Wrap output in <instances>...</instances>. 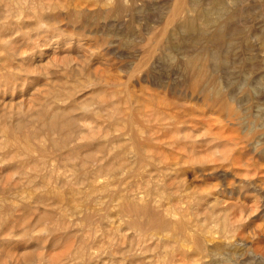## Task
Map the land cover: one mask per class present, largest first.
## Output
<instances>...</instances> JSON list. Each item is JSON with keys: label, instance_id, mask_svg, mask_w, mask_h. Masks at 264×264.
<instances>
[{"label": "rangeland", "instance_id": "obj_1", "mask_svg": "<svg viewBox=\"0 0 264 264\" xmlns=\"http://www.w3.org/2000/svg\"><path fill=\"white\" fill-rule=\"evenodd\" d=\"M40 1L44 2L46 0ZM40 1L35 0V2ZM49 1L54 7L50 9L54 12L51 11V13L49 10L48 15L51 20L47 23L52 26L49 29L50 31L47 30L50 25L46 23L37 24L34 16L25 14L27 17H23L26 20L22 18L16 24L19 28L13 26L2 29V32H0L2 40L5 38L4 41H7V37L13 39L11 41V54L6 49L1 48L0 44V57L10 54L9 58H12L11 62H8L9 67L0 71V138L3 135L2 133H4L2 131L10 123L11 125L21 124L25 127V132H29L33 127L38 129L40 115L46 112L50 108L49 106L52 109L58 106L70 107L69 111L71 114L74 116L79 115L77 118L80 121H84H82V125H91L89 127H95L96 124L101 122L103 125L100 124V127L104 128L103 126L106 127L108 124L109 128L110 123L107 120L108 123L105 124L107 122L104 117L106 114H103V112L107 111L108 114L111 109V112L115 113L116 122L124 123L121 120L133 116L130 118L140 120L138 122L143 126L137 123L141 131L135 140L128 130H118L120 132L112 130L113 132L109 133L111 140L108 138V141H110L109 145L107 144L109 147L107 151H96L97 145L104 144L103 142L106 139L100 138L99 141L91 144L85 137L83 139L80 138L81 140L72 141L66 149L60 151L50 150L45 154H40V150H37L35 155H42L39 158H43V162H48L50 166L48 170H54V174L56 173L55 177L52 176V179L47 178L46 182L49 183L47 188L30 187L33 179L30 178L32 175L31 170H33V165L30 164L32 161L23 158L24 162L21 159L22 157L19 159L18 157L15 158V156L11 155L15 150L12 151L7 148L8 150L5 149L4 151L3 148L2 150L0 149V199H5L4 201L7 203H4L9 204L7 206L11 207V210H9L10 208H6V205L0 202V216L2 217H0V264H43L41 262H44V260L47 262V259H55L54 262L51 260L52 262L49 261V263L56 264L59 259L63 260L66 256H74L73 253L76 251L74 248L80 247V243L83 242L89 244L88 249L92 253L94 252L93 249L96 250L97 248H94L95 246L90 247L94 242L95 234L98 233V236H96L98 238L96 239L99 240V238L101 239L105 236L104 234L112 231L110 229L112 227L108 224L109 221L115 219L116 221L114 222H117V224L120 222V219H118L120 218L119 205L123 198L131 199L137 197L136 200L138 202L136 203L139 205L145 204L144 199L145 201L149 199V202L156 206L163 196H166V199L164 198V201L160 204L162 205L161 210L165 211L169 207L172 209L174 205V210L179 208L178 211H185V216L189 220H187V224L190 226L184 230L185 233L192 230L190 229L191 225L193 227L202 223L207 225L204 229L209 232L203 231V234L207 237L205 238L206 242L209 240L208 244H206L207 247L210 246V250L209 248L207 249L209 250L207 254L210 255L206 254L207 257L204 256L201 258L202 261L201 259L198 261V257L194 258L196 255L192 254L193 252L189 253L191 252L190 249L188 250L189 252L184 251V253H178L180 250H177L174 254L175 256L181 255V260H179L180 256H177L179 258H176L178 259L176 264L179 261L181 264H186L185 261H187V264H194L193 260L195 259H197V262H201L200 264H225V262H227L226 264H264V90L261 89L264 88V0H238V2L235 0H56L59 2L60 7L62 6V9L55 5L58 4L56 1L48 0L46 3H49ZM57 7L61 11L57 10ZM237 9L243 12L234 25L238 33L233 39L229 40L230 43H222V46L217 43L211 45V36L216 30L218 22L221 19L224 20L229 11ZM224 15L226 16L224 17ZM175 30L176 32H174ZM201 31L204 33L202 32L203 34L200 35ZM224 31L223 29L222 32ZM212 51H215L216 54L218 53L217 55L221 59L230 61V67L221 70L212 68L210 70L211 62L208 56ZM199 56L202 62L196 66L194 71V68L188 67L187 63L191 59H196L194 57L201 60ZM201 65L207 70L201 68ZM197 67L201 68L200 71L197 70L199 69ZM202 69L206 73H203ZM197 74L199 76L196 79ZM247 74L248 77L246 78ZM193 79L199 80L207 87L218 86L219 89L217 91L221 94L218 98L221 97L223 104L220 103L221 100L214 99L210 93L203 92L199 87L197 89L192 87L191 82L194 81ZM213 79H216L215 82ZM240 82H245V85ZM234 83L240 86V89L237 88L238 86L235 87ZM230 84L233 85L229 86ZM246 89L250 90L252 94ZM243 95L244 97L247 96L248 99L244 98ZM222 96L226 99L224 98L223 100ZM228 96L231 97V101H229L230 98ZM236 99H238V103L234 101ZM244 99L247 100L245 101ZM227 101L231 102V106L234 103L236 108L234 107L233 109L239 111L236 113L238 117L232 115L230 117L229 110L225 108V102ZM239 106L241 107L240 110ZM93 112L101 114L97 117L93 115ZM131 112L133 115H131ZM242 112H244V115ZM126 113L129 114L127 115ZM101 115L103 116L101 117ZM103 117L105 118L104 120ZM118 117H121V119ZM236 118L241 120L239 121ZM131 119L128 122H137L136 120L131 121ZM230 119H236V122ZM85 122L87 123L84 124ZM250 128H252L251 131ZM141 134L143 137L145 134L150 137L147 136L146 139H141ZM24 136V134L19 133V141H22ZM54 136L57 137V135ZM42 137L44 138L45 136L41 135L40 139ZM114 137H119V140L120 138L123 140L119 142ZM147 139L149 140L147 141ZM33 142L37 144L38 140ZM134 142H138L137 145ZM138 146L139 148H137ZM140 148L144 149L145 155L142 152L138 155L137 149L140 152ZM110 150L113 151L111 152ZM116 150L119 154L116 152V155H114L113 152ZM110 153L114 157L110 156ZM150 154L153 157L151 156L150 158ZM35 155L32 159L34 158V160L37 159L36 161L41 162ZM117 155H120L123 160L121 158L120 162L119 159L116 160ZM136 155L140 158L136 159ZM144 156L145 158H143ZM146 156L150 161L147 160ZM141 159L142 161L140 162L139 160ZM133 160L137 170L136 166L131 164ZM124 161L128 165L124 164L123 166ZM86 162V168L83 169L82 166ZM129 164L131 165L129 166ZM55 166L56 169H53ZM111 166L112 168H119L121 172L129 171L127 173L130 177L126 176L127 174L123 175L125 172L122 174L119 171L120 174L117 173V175L108 171L112 169L110 168ZM132 166H134V169L131 168ZM80 172L86 173L88 177L84 183L79 182V179H77L80 176H78ZM107 175L114 176L112 177L114 180L109 179L111 178L110 176L105 178L108 177ZM121 176L125 178H121ZM135 176L139 178H132ZM119 178L123 179V181H120ZM39 179L37 178L36 180ZM106 179H108V183L105 182ZM115 179L118 180L115 181ZM110 180L114 185L110 182L108 187ZM67 182L72 183L71 185L75 186L74 188L77 186L78 189L79 187L82 193L90 196L87 195L88 197L83 198L85 202L83 200L80 201H83V206L78 204L79 201L73 202L72 200L75 199L67 195L69 194L67 193L68 189H65L66 186L64 185L66 184H63ZM78 183L81 184L78 186ZM89 183L91 184L88 185ZM102 184L111 189L108 190L105 187L104 189ZM115 184H118L120 189L114 187L116 186ZM81 185H84V187H81ZM153 185L156 187H153ZM101 187L104 189L103 192L106 191V194L110 192L112 197L110 193L109 195L103 194ZM81 188L85 189V191ZM156 188L158 192L160 191V196L158 193L157 195L161 199L156 195ZM122 189L128 192L125 194ZM92 190L96 197L99 198L95 197L93 192H91ZM112 190L114 191L113 193ZM141 191L145 192V194L148 192V195L146 194L147 199L143 198L141 200L142 197H146V195L143 194V196L141 194ZM164 191L168 194L164 193L163 195ZM170 192L171 194H169ZM181 192H183L182 196L180 195ZM59 193H61L60 199L64 198L62 201L57 197L56 199L58 200L54 199L56 194ZM62 193H66L65 195L67 196L64 197ZM176 193L180 194L177 195ZM188 193L190 194L188 195ZM138 194L139 196H137ZM118 195L122 196L119 197ZM108 196L111 198H109L110 201L107 199ZM178 197L179 199L177 200L179 202L176 201ZM113 198L115 200L118 198L121 201L117 202L118 199L115 201ZM98 200H101L102 204L107 202L105 203L106 206L103 205L101 208L102 204ZM170 200L173 205L169 202ZM156 201H158L157 204ZM111 202L115 203L112 204ZM180 202L182 207H180ZM110 204L116 207L112 206L113 208L110 210ZM168 204L169 207L167 208L166 205L168 206ZM186 206L187 209H185ZM87 207L89 208L88 210ZM103 208H105V211H102ZM190 208L192 211H190ZM1 209L7 210V213L5 210L1 211ZM100 209L101 213L104 212L103 214L98 212ZM8 211H12L10 215ZM108 211L109 213H107ZM202 211L206 212L202 213ZM86 212L88 217L94 214V217H89L93 224L88 222L89 218H86ZM110 212H118V214L115 213L113 217V213L111 215ZM104 214L105 216H103ZM218 214H222L223 218ZM63 216H66L65 219L69 223L65 220L61 228L59 225L55 227L56 224L53 225V223L57 220L59 221ZM100 216H102L101 219ZM92 217L94 220L96 218L97 221L100 219L101 222L98 221L97 223ZM205 217L207 222L204 221ZM85 219H87L86 223ZM58 221L57 224H59ZM223 222L227 224L226 227L228 226L225 231L227 235L230 232L233 233V236L230 234L231 238L226 237L228 238L227 240H225L226 238L222 239L221 236L219 238L225 226ZM190 223L192 224L190 225ZM86 224L87 227L93 226L94 228H91L98 230V232H93L92 230V234L89 236ZM97 224L104 226H101L103 227L101 228ZM236 224L237 226L242 225L241 230L236 229ZM230 225L232 226L230 227ZM58 226L60 230H58ZM126 226L121 225L122 234L126 232L131 235L135 228ZM43 227L44 230L42 229ZM52 227L56 228V232H54L55 230L52 231ZM80 227L84 228V230ZM105 228L109 229L106 233L103 232ZM175 228H177V225L173 229L174 235H176L173 236V239L175 237L176 240H174L180 246L187 236L185 234V236L180 235L179 228L176 229L178 232ZM234 229L238 234H235ZM80 230L87 232V235L84 232L86 236L83 235L82 231L80 234ZM217 230L221 232L219 235L215 234L216 236H214V232ZM228 231L230 232L228 233ZM34 232L36 234H33ZM39 232L40 234H38ZM226 233L222 234V236H226ZM99 234L103 236H99ZM81 235L85 237L82 238ZM92 235L93 238L91 237ZM181 236L184 237L182 238L183 240H181ZM208 236L218 237L217 241L215 238L211 239ZM35 237L36 239L38 238V242L44 241V245L39 244ZM85 238H88L87 240L89 241L83 240ZM163 239L159 243L150 242L149 240V243L147 242L148 244L146 243L145 246H151L156 251L159 246V252H157L163 253L164 249L162 248L167 245L168 247L166 248L169 250L171 247L170 242H168L169 238L163 237ZM211 240L213 241L210 242ZM233 240L234 242H232ZM28 241L29 243L26 244ZM127 241L125 247L124 245L118 246L116 247L117 249L113 250V252L117 250L116 255L118 254V256L113 255L112 261L117 260L120 254L127 251H123V249L134 248V243L136 242ZM21 242L23 246L20 244ZM165 242H168V244ZM127 243L131 245L129 246ZM210 243L213 244L211 245ZM232 243L235 245L233 246ZM229 244H231L230 247ZM160 246L163 247L161 248ZM231 246V250L236 252L235 258L232 257L234 253L227 250ZM237 247L238 249H236ZM221 249L227 250L228 254L225 250L221 251ZM68 251L72 252L68 254L66 253ZM65 253L66 255L64 256ZM191 256L194 257L192 258ZM144 258L143 263L146 264ZM41 259L44 260L41 261ZM31 260L32 262L29 263ZM139 260L142 261V257L135 259L137 264H139ZM140 263L143 264L142 262ZM44 264L46 263L44 262ZM109 264H111V260ZM195 264H198L196 260Z\"/></svg>", "mask_w": 264, "mask_h": 264}, {"label": "bare ground", "instance_id": "obj_2", "mask_svg": "<svg viewBox=\"0 0 264 264\" xmlns=\"http://www.w3.org/2000/svg\"><path fill=\"white\" fill-rule=\"evenodd\" d=\"M40 1V0H39ZM46 1H48V0H46ZM46 1H40V2H35V0H0V32H2V29L4 30V29H7V28H9V27H18V25H16L17 23H19L20 22V20H22V18H24L25 19V17H27V16H25V14H30V15H32V16H34L35 17V19H36V21H37V24H40V23H46V24H48V25H50V23H47V22H50V17L48 18V15H49V10L52 8H54L53 7V5H52V3H50V1H49V3L47 2L46 3ZM52 1V0H51ZM56 0H54V2H55ZM74 1V0H73ZM100 1V0H99ZM235 1H237L238 2V0H235ZM68 2V1H67ZM56 3H58V4H55V5H58L59 7H60V4H59V2H57L56 1ZM79 3V2H78ZM182 3V2H181ZM63 4V3H62ZM54 5V6H55ZM64 5V4H63ZM59 7H57V10H59V11H61L60 10V8L62 9V6L59 8ZM63 7H65V6H63ZM74 7V6H73ZM55 8H56V6H55ZM56 10V9H55ZM228 10V9H227ZM245 10V9H244ZM54 12L53 10H50V12ZM75 11V10H74ZM51 12V13H52ZM228 12V11H227ZM227 12H226V14H227ZM242 11L241 10H239V9H237V10H233V11H229V13L227 14V17L226 18H224L226 15H224V17H222V18H224V20L223 19H219L220 21L218 22V26L216 27V30L214 31V34H212V36H211V39H212V43H211V45L214 43V45H215V43H217V44H222V43H230V41L229 40H231V39H233L234 38V36L236 35V33H238V32H236V30H235V27H234V25H235V22L237 21V19L239 18V16H241L242 15ZM66 14V13H65ZM52 15V14H51ZM23 16H25V17H23ZM53 16V15H52ZM34 19V18H33ZM56 19V18H55ZM26 20V19H25ZM29 20V19H28ZM23 22V21H22ZM52 23V22H51ZM57 24V23H56ZM23 25V24H22ZM21 26V25H20ZM22 27V26H21ZM20 27V28H21ZM51 25H50V28L48 27V29L47 30H49V29H51ZM185 27V26H184ZM188 27V26H187ZM191 27V26H190ZM19 28V27H18ZM47 28V27H46ZM12 29V28H11ZM10 29V30H11ZM43 29V28H42ZM225 30L224 32H222V30ZM13 30V29H12ZM46 30V29H45ZM46 30V31H47ZM188 30V29H187ZM191 30H193V29H191ZM14 31V30H13ZM41 31V30H40ZM50 31V30H49ZM43 32V31H42ZM41 32V33H42ZM174 32H176V30L174 31ZM203 31H201L200 32V35L201 34H203L202 33ZM13 33V32H12ZM16 33H19V32H16ZM15 33V34H16ZM197 33H199V32H197ZM206 33V32H205ZM43 34V33H42ZM199 35V34H198ZM1 36V35H0ZM12 37V36H11ZM8 39V40H7ZM7 41H4L5 40V38H4V40H2L1 38H0V44H1V48H4V49H6V51L7 52H9L10 54H11V45H12V43H11V41L13 40V39H9L8 37H7ZM52 39V38H51ZM57 39V38H56ZM42 40V39H41ZM199 40H201V39H199ZM18 41V40H17ZM201 42V41H200ZM43 43V42H42ZM20 45V44H19ZM222 46V45H221ZM216 47V46H215ZM217 47H218V45H217ZM219 49V48H218ZM215 50V49H214ZM38 52V51H37ZM9 54V55H10ZM218 54V53H217ZM216 53H215V51L213 52H211L210 54H209V56H208V58H209V61L211 62V69L210 70H212V68H215V69H223V68H228V67H230V65H229V62H228V60H223V59H221L220 58V56L219 55H217ZM220 54V53H219ZM9 55L8 56H2V57H0V71L1 70H3V69H7V67H9V61L11 62V60H12V58L10 59L9 58ZM233 55V54H232ZM222 56V55H221ZM200 57V56H199ZM198 57V58H199ZM194 58H196V59H191L187 64L189 65L188 67H192L191 69H193L194 71H195V68H196V66H198L199 65V63H201L202 62V59H201V57L199 58V59H201V60H198L197 59V57H194ZM223 58V57H222ZM199 61V62H198ZM227 61V62H226ZM241 62V61H240ZM231 64V63H230ZM24 66V65H23ZM27 66V65H26ZM213 66V67H212ZM201 68H204V67H202V65L200 66ZM264 67V66H263ZM197 68H199V67H197ZM201 68H199V69H197V70H199L200 71V69ZM226 68V69H227ZM205 69V68H204ZM215 69H213L214 71H217V70H215ZM11 70V69H10ZM203 70V69H202ZM201 70V71H202ZM205 70H207V69H205ZM225 70V69H224ZM229 70V69H228ZM16 71V70H15ZM198 71V72H199ZM204 71V70H203ZM202 71V72H203ZM230 71V70H229ZM201 72V73H202ZM212 72V71H211ZM218 72H220L219 70H218ZM224 72V71H223ZM203 73H206L205 71L203 72ZM200 74V73H199ZM199 74H197V77H196V79L198 78V76H199ZM214 74H216V73H214ZM202 76H203V74H202ZM225 76V75H224ZM229 76V75H228ZM234 76V75H233ZM194 77V76H193ZM213 77V76H212ZM230 77V76H229ZM248 77V74H247V76H246V78ZM203 78V77H202ZM245 78V77H244ZM194 80V81H192L191 82V84H192V87H196V89H197V87H199L200 88V90L202 89V91L203 92H205V93H210L211 95H212V97L214 98V99H217V100H221L220 98H218L221 94L219 93V91H217V89H219L218 88V86H216V87H207L206 85H204V84H202L199 80ZM200 80H201V78H200ZM207 80V79H206ZM214 80V79H213ZM216 80V79H215ZM215 80H214V82H215ZM228 80V79H227ZM238 80V79H237ZM19 81V80H18ZM210 81V80H209ZM229 82V81H228ZM232 82V81H231ZM235 82V81H234ZM243 82V81H242ZM246 82V81H245ZM245 82L244 83H241L242 85L244 84L245 85ZM31 83V82H30ZM247 83V82H246ZM250 83V82H249ZM257 83H258V80H257ZM229 84V83H228ZM20 85V84H19ZM216 85H217V83H216ZM219 85V84H218ZM231 85H233V84H230L229 86H231ZM234 85H236L235 83H234ZM241 85V86H242ZM262 85V84H261ZM191 86V85H190ZM238 85H236L235 87H237ZM259 86H260V84H259ZM259 86H258V88H259ZM233 87V86H232ZM240 86H238L237 88L238 89H240L239 88ZM260 87H262V86H260ZM220 88H222L221 86H220ZM237 88H235V89H237ZM243 88V87H242ZM249 88H250V86H249ZM231 89H233V88H231ZM230 89V90H231ZM253 89V88H252ZM261 89H263L264 90V88H261ZM247 90V89H246ZM245 90V91H246ZM236 91V90H235ZM234 91V92H235ZM247 91H249L250 92V90H247ZM116 92V91H115ZM236 93V92H235ZM243 93H244V91H243ZM251 94H252V92H250ZM249 93V94H250ZM69 94V93H68ZM116 94V93H115ZM242 94V93H241ZM255 94V93H254ZM228 95V94H227ZM246 95L249 97V95L246 93ZM229 96H231L230 94H229ZM228 96V97H229ZM247 96H245L244 97V95H243V97L244 98H247L248 99V97ZM232 98H233V96H231ZM231 97H229L230 98V100L229 101H231ZM222 98H223V96H222ZM225 98V97H224ZM224 98H223V100H224ZM57 99H59V98H57ZM226 99V98H225ZM243 99V98H242ZM247 99H244L245 101L247 100ZM227 100H228V98H227ZM237 100L238 99H236V100H234L236 103H238L237 102ZM229 101H227V102H225L226 104V107L225 108H227L228 110H229V113H230V117H231V115L232 116H235V117H238V116H236V113H237V111L238 110H234L233 108L235 107L234 106V103H233V106H231L232 104H230L231 102H229ZM242 101V100H241ZM224 102V101H223ZM124 103V102H123ZM122 103V104H123ZM220 103H222V100L220 101ZM223 104V103H222ZM114 106V105H113ZM240 106H241V103H240ZM239 106V110H240V107ZM50 108H48V110H46V112H44V113H41V115H40V120H39V128L38 129H35L34 127H33V129H31L29 132H25L24 130H25V127H23L21 124H19V123H17V124H13V125H11V123H10V125H7L5 128H4V131H2V132H4V133H2L3 135H2V137L0 138V149L2 150V148L4 149V151H5V149L6 150H8V149H11L12 151H14V153H12L11 155H13V156H15V158H17L18 157V159L19 158H21V159H23V158H27V160H30V161H32L30 164H32L33 166H32V169L33 170H31V177H30V175H28L32 180H31V184H30V187L32 188H47L48 187V182H46V180H47V178L49 177V178H51L52 179V176H54L55 174H54V170H48V168L50 167L49 166V164H48V162L46 161V162H43L42 160H43V158L42 159H40L39 158V156H41L42 157V155H39V156H36L35 155V152L37 151V150H40V154L41 153H47L48 151H50V150H56V151H60V150H62V149H66L67 148V146L69 145V144H71V142L72 141H75L76 139L78 140V139H83L84 137L88 140V141H90V143L92 144V143H95V141H99V139L101 138V139H106L105 140V142H103L104 144H102V145H100V144H98L97 145V147H96V151L97 152H102V151H107L108 150V145H109V141L111 140L110 138H109V133L112 131V130H116V131H118V130H121V129H124V130H128L129 132H130V134H132V136H133V138H134V140H135V138H137L139 135H140V129H139V125H141L140 124V122H138V121H140V120H137V119H131L130 117H133V116H130L129 118L128 117H126V118H124L125 120H121V121H124V123H122V122H120V123H118V122H116V117H115V113L113 114L111 111H112V109H111V113L108 111V114H107V111H105V112H103V114L105 113L106 115L104 116L105 118H106V120L105 121H109V128H108V121L105 123V121H104V123L105 124H107L106 125V127L105 126H103L104 128H102V127H100L99 125L100 124H102L101 122L100 123H98V124H96L95 125V127H89V126H91V125H87L86 123L87 122H85L84 124H86V125H82L83 124V122L82 121H80L79 120V118H77V117H79V115L78 116H74L73 114H71V112L69 111L70 109V107L68 108V107H63V106H58L57 108H55V109H52L51 108V106H49ZM115 107V106H114ZM232 107V108H231ZM236 108V107H235ZM238 108V107H237ZM46 109H47V107H46ZM226 109V110H227ZM233 109V110H232ZM245 109V108H244ZM27 110V109H26ZM73 110V109H72ZM119 110H120V107H119ZM102 111V110H101ZM101 111H99V112H101ZM122 111H125V110H122ZM113 112H114V110H113ZM239 112V111H238ZM264 112V111H263ZM94 113V112H93ZM102 113V112H101ZM100 113V114H101ZM124 113V112H123ZM132 113V112H131ZM241 113V112H240ZM240 113H239V117L241 116L240 115ZM244 112H242V114H243ZM30 114V113H29ZM92 114V113H91ZM100 114L99 113H94L93 115H96L97 117H99L100 116ZM127 115L129 114V113H126ZM257 114V113H256ZM260 114V113H259ZM263 114V113H262ZM11 115V114H10ZM85 115V114H84ZM125 115V114H124ZM126 115V116H127ZM131 115H133V113L131 114ZM244 115V114H243ZM32 116V115H31ZM103 115H101V117H102ZM18 117V116H17ZM103 117V120L105 119ZM135 117V116H134ZM242 117H245V116H242ZM29 118V117H28ZM82 118H84V117H82ZM119 118V117H118ZM119 119H121V117L119 118ZM131 119V121L133 120H136L135 122L136 123H134V122H128L129 120ZM147 119V118H146ZM234 119V118H233ZM233 119H230V120H233ZM237 119V118H236ZM235 119V120H236ZM243 119V118H242ZM8 120V119H7ZM80 121V123H79V121ZM235 120H233V121H235ZM237 120H239V119H237ZM241 120V119H240ZM239 120V121H240ZM86 121H88V120H86ZM126 121V122H125ZM143 121V120H142ZM244 121V120H243ZM242 121V122H243ZM15 122V121H14ZM149 122H150V120H149ZM148 122V123H149ZM236 122V121H235ZM241 122V123H242ZM122 123V124H121ZM137 123L139 124L138 126H137ZM158 123V122H157ZM160 123V122H159ZM103 125V124H102ZM141 126H143V125H141ZM156 126H158V125H156ZM237 126V125H236ZM31 127V126H30ZM160 127H162L161 125H160ZM171 127V126H170ZM2 128V127H1ZM27 128H29V127H27ZM142 128V127H141ZM256 128H258V127H256ZM159 129V128H158ZM165 129V128H164ZM251 129L252 128H250V131H251ZM123 130V131H124ZM157 131V130H156ZM172 131V130H171ZM113 132V131H112ZM118 132H120V131H118ZM129 132H127V133H129ZM165 132V131H164ZM183 132V131H182ZM19 133L20 134H24L25 136H24V138L22 139V141H19ZM129 134V135H130ZM147 134V133H146ZM145 134V138L143 137V135H142V138L141 139H146L147 138V136L148 135H146ZM158 134V133H157ZM156 134V135H157ZM250 134V133H249ZM41 135H44L45 137L43 138L42 137V139H40V137H41ZM54 135H57V137H55ZM124 135H127V134H124ZM128 135V136H129ZM1 136V135H0ZM21 136H23V135H21ZM119 136V135H118ZM169 136V135H168ZM120 137H121V135H120ZM130 137V136H129ZM148 137H150V136H148ZM163 137V136H162ZM261 137V136H260ZM108 138L110 139L109 141H108ZM112 138V137H111ZM114 138H116V140L117 141H119L120 142V140H123L122 138H120V140L117 138V137H114ZM132 138V137H131ZM132 138V139H133ZM40 139V140H39ZM80 139V140H81ZM113 139V138H112ZM164 139V138H163ZM35 140H38V142H37V144H35V142H33V141H35ZM149 139H147V141H148ZM172 140V139H171ZM115 141V140H114ZM146 141V142H147ZM159 141V140H158ZM157 141V142H158ZM162 141V140H161ZM160 141V142H161ZM111 142H113V141H111ZM144 143H145V141H143ZM159 142V143H160ZM163 142V141H162ZM161 142V143H162ZM47 143H49V144H47ZM115 143V142H114ZM117 143V142H116ZM134 143H136V145H137V143L138 142H134ZM148 143V142H147ZM160 143V144H161ZM108 144V145H107ZM118 144V143H117ZM138 145H140V144H138ZM240 145V144H239ZM259 145V144H258ZM255 147V146H254ZM8 148V149H7ZM14 148V149H13ZM116 148V147H115ZM137 148H139V146L137 147ZM112 149V148H111ZM141 149V148H140ZM138 150V155H140L139 153H141L142 152V154H146L145 152H144V149L142 150L141 149V151L139 152V149H137ZM136 150V151H137ZM147 151H148V149H146ZM11 151V152H12ZM90 151V150H89ZM111 151V150H110ZM113 151V150H112ZM111 151V152H112ZM122 151V150H121ZM75 152V151H74ZM117 152V150L116 151H114L113 153H114V155H116L115 153ZM120 152V151H119ZM6 153H8L7 151H6ZM83 153V152H82ZM118 153V152H117ZM122 153V152H121ZM121 153H120V155H121ZM67 154V153H66ZM98 154V153H97ZM109 154V153H108ZM119 154V153H118ZM141 154V155H142ZM8 155H9V153H8ZM36 156V157H38L40 160H41V162H38V161H36V160H34V158L32 159V157L33 156ZM113 155V154H112ZM111 155V153H110V156H112ZM120 155L117 157V159L116 158H114V159H116V160H118L119 159V162H120V160L123 158L124 159V157L122 156V158L120 157ZM137 156V155H136ZM151 156H152V154H150V158H151ZM112 157H114V156H112ZM147 157V156H146ZM148 157H149V155H148ZM148 157H147V160L148 161H150L149 159H148ZM153 157V156H152ZM121 158V159H120ZM138 158H140V157H136V159H138ZM143 158H145V156L143 157ZM1 159V158H0ZM38 159V160H39ZM48 159V158H47ZM90 159V158H89ZM122 159V160H123ZM24 160V159H23ZM39 160V161H40ZM125 160V159H124ZM134 160H135V158H134ZM133 160V163H131V164H134V162L136 161L137 162V160H135L134 161ZM161 160V159H160ZM29 161V162H30ZM45 161V160H44ZM140 162L142 161V159L141 160H139ZM138 161V162H139ZM145 161V160H144ZM152 161V160H151ZM168 161V160H167ZM24 162H25V160H24ZM118 162V163H119ZM139 162V163H140ZM157 162V161H156ZM27 163V162H26ZM25 163V164H26ZM77 163V162H76ZM86 164H87V162L86 163H84L83 164V166H82V168L83 169H85L86 167ZM121 164V163H120ZM124 164H126V165H128L127 163H125V161H124V163H123V166H124ZM131 164H129V166L131 165ZM52 165H54V164H52ZM52 165H51V168H52ZM122 165V164H121ZM120 165V166H121ZM135 166H136V164H134ZM137 165H139L138 163H137ZM115 166V165H114ZM134 166H132L131 168H133ZM50 168V169H51ZM110 168H112V166L110 167ZM127 168V167H126ZM129 168V167H128ZM20 169V168H19ZM53 169H56V166L55 167H53ZM134 169V168H133ZM22 170V169H21ZM124 170H126V169H124ZM129 170V169H128ZM136 170H137V166H136ZM85 171V170H84ZM108 171H110V172H112V173H119L120 174V172H121V170L119 169V168H115V167H113L112 169H109ZM120 171V172H119ZM123 171V170H122ZM133 171V170H132ZM135 171V170H134ZM150 171V170H149ZM55 172H56V170H55ZM77 172H79V171H77ZM110 172H108L109 174H110ZM125 172V171H124ZM124 172H121L122 174L124 173ZM127 172H129V171H127ZM127 172H125L123 175H125V174H127L126 176H129V174L127 173ZM140 172H141V170H140ZM29 173V172H28ZM75 173V172H74ZM111 173V174H112ZM134 173H136V174H139V173H137V172H134ZM145 173V172H144ZM155 173V172H154ZM141 174V173H140ZM148 174V173H147ZM20 175V174H19ZM27 175V174H26ZM80 175V176H79ZM90 175V174H89ZM93 175V174H92ZM113 175V174H112ZM118 175V174H117ZM130 175H131V173H130ZM24 176V175H23ZM27 176V177H28ZM74 176V175H73ZM78 176H79V178H77V179H79V182H81V183H84L85 181H87V179H88V177H87V175H86V173H83V172H80V174H78ZM91 176V175H90ZM108 176V175H107ZM110 177H111V175H109ZM109 176L108 177H105V178H109ZM134 176V175H133ZM139 176V175H138ZM137 176V177H138ZM26 177V176H25ZM55 177V176H54ZM59 177V176H58ZM103 177V178H104ZM112 177H114V176H112ZM112 177L111 178H109V179H111V180H114V178L112 179ZM120 177V176H119ZM122 177H124V176H121V178ZM130 177V176H129ZM136 176L135 177H132V178H137ZM140 177H141V175H140ZM20 178V177H19ZM29 178V179H30ZM35 178V179H34ZM37 178H40L39 180H36ZM56 178H57V175H56ZM73 178V177H72ZM125 178V177H124ZM139 178V177H138ZM147 178V177H146ZM70 179V178H69ZM120 179V178H119ZM127 179H129L128 177H127ZM126 179V180H127ZM58 180H59V178H58ZM90 180H91V178H90ZM103 180V179H102ZM105 180V179H104ZM111 180L109 181V184H108V187H109V185H110V182H111ZM118 180V179H117ZM116 179H115V181H117ZM123 181V179H120V181ZM27 181V180H26ZM67 181V180H66ZM73 181V180H72ZM72 181H69V182H72ZM77 181V180H76ZM157 181V180H156ZM170 181V180H169ZM69 182H67V183H63V184H66V185H64V186H66V188L65 189H68L67 191V193H69V194H67V195H70V196H72L73 197V199H75V200H72L73 202L75 201H81V200H83V198H85V197H88L87 195H85L84 193H82L80 190H79V187H78V189H77V186H76V188H74L73 187V185H71L72 183H69ZM78 182V181H77ZM105 182H107L108 183V179H106V181ZM80 183V184H81ZM103 183V182H102ZM111 183H113V182H111ZM74 184V183H73ZM76 184V183H75ZM79 183H78V186L80 185ZM87 184V183H86ZM91 183H89L88 185H90ZM121 184H122V182H121ZM120 184V185H121ZM13 185V184H12ZM103 185V184H102ZM101 185V186H102ZM113 185H114V183H113ZM116 185V184H115ZM146 185H148V184H146ZM64 186H63V188H64ZM150 186V185H149ZM148 186V187H149ZM155 185H153V187H154ZM243 186V185H242ZM81 187H84V185L82 186L81 185ZM107 188L108 189V187L107 186H104L103 185V188ZM114 187H118V184L116 185V186H114ZM120 187V186H119ZM118 187V188H119ZM152 187V186H151ZM150 187V188H151ZM156 187V186H155ZM178 187V186H177ZM25 188H26V186H25ZM62 188V187H61ZM99 188V187H98ZM102 188V187H101ZM102 188V189H103ZM104 188V189H105ZM112 188H113V186H112ZM121 188H122V186H121ZM149 188V189H150ZM158 188H159V186H158ZM169 188V187H168ZM81 189H83V188H81ZM100 189V188H99ZM101 189V190H102ZM104 189L102 190V192L104 191ZM111 189V188H110ZM110 189H108V190H110ZM120 189V188H119ZM144 189V188H143ZM41 190H47V189H41ZM58 190V189H57ZM84 191H85V189H83ZM114 190H115V188H114ZM116 190H117V188H116ZM125 189H122V191H124ZM155 190H157V188L155 189ZM161 190V189H160ZM20 191H22V190H20ZM66 191V190H65ZM88 191V190H87ZM95 191V190H94ZM97 191V190H96ZM118 191V190H117ZM120 191V190H119ZM122 191H121V193H122ZM150 191V190H149ZM151 191H152V189H151ZM183 191V190H182ZM64 192V191H63ZM91 192H93V190L91 191ZM101 192V193H102ZM106 192V191H105ZM105 192H103V194H105V195H109V193L110 192H108L107 194L105 193ZM114 191L112 190V193H113ZM125 192V194L128 192H126V191H124ZM142 192V191H141ZM160 192V191H159ZM159 192H158V190H157V192H156V195H157V193L159 194ZM188 192V191H187ZM190 192V191H189ZM31 193V192H30ZM57 193V192H56ZM89 193V192H88ZM100 193V192H99ZM98 193V194H99ZM121 193H119V194H121ZM138 193V192H137ZM152 193V192H151ZM151 193H150V195H151ZM162 193V192H161ZM164 193H165V191L163 192V195H164ZM182 193L183 192H181V194L180 193H178V194H180L181 196H182ZM42 194V193H41ZM40 194V195H41ZM64 193H62V195H63ZM66 194V193H65ZM64 194V197L65 196H67V195H65ZM93 194H94V192H93ZM93 194H91V195H93ZM115 194V193H114ZM122 194H124V193H122ZM133 194V193H132ZM132 194H131V196H132ZM135 195H136V193H134ZM142 195L144 194V195H148V192H146V194H145V192L143 193H141ZM155 194V193H154ZM154 194H153V196H154ZM165 194H168V193H165ZM169 194H171V192L169 193ZM177 194V193H176ZM177 194V195H178ZM190 193H188V195H189ZM193 194V193H192ZM53 195H55L54 193H53ZM85 195V196H84ZM95 195V194H94ZM94 195L92 196V197H94ZM100 195V194H99ZM112 194L110 193V196H111ZM143 195V196H144ZM147 195H146V197H142V199L141 200H143V198H146L147 199ZM156 195H155V197H156ZM176 195V196H177ZM179 195V196H180ZM186 195V194H185ZM18 196V195H17ZM23 196V195H22ZM102 196V195H101ZM110 196H108V198L107 199H109L110 198ZM119 196V195H118ZM122 195H120L119 197H121ZM127 196H129L128 194H127ZM137 196H139V194L137 195ZM153 196H151V197H153ZM158 196V195H157ZM159 196H160V194H159ZM158 196V197H159ZM168 196V195H167ZM175 196V195H174ZM54 197V196H53ZM56 197L58 198V199H60L61 198V193H59V194H56V196H55V198L54 199H56ZM71 197V198H72ZM90 197V196H89ZM91 197V198H92ZM95 197H96V195H95ZM112 197V196H111ZM126 197V196H125ZM136 197V196H135ZM141 197V196H140ZM148 197H150V196H148ZM166 196H163L162 197V199L159 201V203L157 204V202L158 201H156V206L158 207H156L152 202L150 203L149 201V199H147V201H145V199L143 200L144 201V203L145 204H141V205H139V204H137L136 202H138L137 200H136V198H131V199H122V201L121 200H119L118 198V200H117V202L118 201H121V203H120V205H119V207H120V211H119V214H120V218H118V219H120L119 221V223L117 224V222H114V221H116L115 219L113 220V221H109V223L108 224H110V226L112 227V228H110V227H108V228H110L111 230V232H107L106 233V231L107 230H109V229H106L105 228V231H103L104 233H106V234H104L105 236L103 237V238H101V239H105V240H102L101 241V239L99 238V240L98 239H96V238H98V237H96V236H98L97 234L98 233H96L95 235L96 236H94L95 237V239H94V242H93V244H91V242H90V244L92 245H90V247L92 248L93 246H95L94 248H96V250L95 249H93L94 250V252H89L90 250L88 249V247H89V244H87L86 242L83 244V243H80L81 245H80V247H78V248H74L76 251L73 253L74 254V256H72L71 257V255H70V257L69 256H66V258L65 259H63V260H61V259H59L58 260V262H56V264H109V262H110V260H111V264H137L136 263V261H135V259L137 258V257H142V261L141 260H139L140 262H144V260H143V257H145L144 259H145V262H146V264H157V263H159V264H176V261L178 260V259H176V258H179V257H177V256H180V258H179V260H181V255H177V256H175V254H174V252H177V250H180V251H178V253H180V252H183L184 253V251H188L189 249L191 250V252H189V253H192V254H194V255H196V257H194V256H191L192 258L194 257V258H197L198 257V261H200V259L202 258V257H204V256H206V254L207 253H209L208 251L210 250V246H208L207 247V244H208V241L206 242V240H205V238H207V237H205V234H203V231L205 230V232H207L206 231V229H204L205 228V226L207 227V225L205 224V223H202V222H204V221H206L207 222V220H206V217H205V220L203 221L202 219V224H196V225H194L193 227H192V223H194V222H192V223H190V225H191V228L190 229H192V230H190L189 232L187 231L186 233L184 232V230H186V229H188L187 227H190V226H188V224H187V218H186V214H185V211H183V212H180V211H178L179 210V206L177 207L178 208V210H174L173 209V207H174V205H173V203L171 202V200H172V198H170L171 200L169 201V202H171L172 203V205H173V207H172V209H170V207H169V204H168V206L166 205V207L168 208V209H164L165 211H163V210H161V208H162V205H160L161 204V202L162 201H164L163 199L165 198ZM4 198H6V197H4ZM3 198V199H4ZM63 198V197H62ZM70 198V197H69ZM90 198V199H91ZM96 198H99V197H96ZM95 198V199H96ZM116 198V197H115ZM126 198H128V197H126ZM168 198H169V196H168ZM184 198V197H183ZM23 199V198H22ZM58 199H56V200H58ZM64 199V198H63ZM62 199V200H63ZM87 199V198H86ZM90 199H88V200H90ZM94 199V198H93ZM111 199V198H110ZM110 199H109V201H110ZM114 199V198H113ZM140 199V198H139ZM157 199V198H156ZM166 199V198H165ZM177 199H179V197L178 198H176V201L177 202H179V200H177ZM185 199V198H184ZM5 200V199H4ZM4 200H2V198L0 199V202H1V204L3 203V204H5L4 202H6V201H4ZM7 200V199H6ZM61 199H60V201H62ZM92 200V199H91ZM104 200V199H103ZM115 200V199H114ZM115 200V201H116ZM141 200H139L140 202H141ZM152 200V199H151ZM183 200V199H182ZM181 200V201H182ZM186 200V199H185ZM193 200V199H192ZM26 201V200H25ZM44 201V200H43ZM59 201V202H60ZM84 201V200H83ZM82 201V202H83ZM104 201H107V200H104ZM108 201V202H109ZM167 201H168V199H167ZM166 201V202H167ZM173 201V200H172ZM175 201V200H174ZM8 202H9V200H8ZM78 202V204H82V206H83V204L84 203H82V202H80L79 203ZM85 202V201H84ZM89 202V201H88ZM98 202H100L101 203V200H98ZM116 202V203H117ZM169 202H167V203H169ZM183 202H185L184 200H183ZM182 202V203H183ZM7 203V202H6ZM11 203V202H10ZM39 203V202H38ZM92 203V202H91ZM96 203V202H95ZM105 203H107V202H105ZM105 203L104 204H102V206H101V208L103 207V205H105ZM110 203V202H109ZM112 203V202H111ZM115 203V202H114ZM114 203H112V204H114ZM165 203V202H164ZM112 204H110V210L114 207V205H112ZM163 204V203H162ZM175 204V203H174ZM179 204V203H178ZM192 204V203H191ZM210 204V203H209ZM6 206V208H10L9 210H11V207H8L7 205H9V204H5ZM14 205V204H13ZM18 205V204H17ZM76 205H77V203H76ZM80 205H79V207H80ZM90 205V204H89ZM92 205V204H91ZM175 205V206H176ZM183 205H184V203H183ZM72 206V205H71ZM85 206H86V204H85ZM88 206V205H87ZM100 206V205H99ZM106 206V205H105ZM104 206V207H105ZM113 206V207H112ZM118 206V205H117ZM163 206H165V204H163ZM185 206V205H184ZM183 206V207H184ZM3 207V206H2ZM4 207V208H5ZM13 207V206H12ZM18 207V206H17ZM17 207H15V208H17ZM78 207V206H77ZM78 207V208H79ZM116 207V206H115ZM114 207V208H115ZM119 207H118V210H119ZM180 207H182L181 206V202H180ZM189 207H191V206H189ZM188 207V208H189ZM14 208V207H13ZM81 208V207H80ZM100 208V207H99ZM106 209H107V207H105ZM105 208H103L102 209V211L105 209ZM192 208V207H191ZM190 208V209H191ZM195 208V207H194ZM18 209V208H17ZM76 210H77V208H75ZM81 209H83V207L81 208ZM89 208L87 207V210H88ZM181 209H183V208H181ZM185 209H187V206H186V208ZM184 209V210H185ZM190 209H188V210H190ZM209 209V208H208ZM3 210H5V209H1V211H3ZM84 210H85V208H84ZM108 210V209H107ZM109 210V211H110ZM114 210V209H113ZM112 210V211H113ZM116 210V209H115ZM6 211V213H7V210H5ZM13 211V210H12ZM12 211H10V212H12ZM15 211V210H14ZM86 211V210H85ZM105 211V210H104ZM109 211L107 212V213H109ZM190 211H192V209L190 210ZM189 211V212H190ZM195 211V210H194ZM193 211V212H194ZM9 212V211H8ZM10 212L8 213L9 215H10ZM84 212V211H83ZM83 212H82V214H83ZM98 212H100L101 213V209L98 211ZM98 212H95V213H98ZM189 212H187V213H189ZM198 212H200V211H198ZM198 212H196V213H198ZM206 212V211H205ZM205 212H203L202 211V213H205ZM3 213V212H2ZM89 213V212H88ZM104 213V212H103ZM103 213H101V214H103ZM111 213V212H110ZM113 213V212H112ZM112 213H111V215H112ZM116 214H118V212H115ZM115 213H113V217L115 216ZM222 213V212H221ZM248 213V212H247ZM7 214V215H8ZM86 214H87V212H86ZM86 214H84V215H86ZM92 214V213H91ZM99 214V213H98ZM100 214V215H101ZM106 214V213H105ZM105 214L103 215V216H105ZM223 214H224V212H223ZM237 214V213H236ZM75 215V214H74ZM94 215V214H93ZM93 215H90V216H93ZM97 215V214H96ZM95 215V216H96ZM107 215V214H106ZM110 215V214H109ZM110 215V216H111ZM195 215H197V214H195ZM199 215V214H198ZM221 218H223L220 214H218ZM5 216V215H4ZM57 216V215H56ZM61 216V215H60ZM79 216V215H78ZM89 216V217H90ZM98 216V215H97ZM193 216V215H192ZM218 216V217H219ZM224 216H225V214H224ZM237 216V215H236ZM1 217V216H0ZM7 217V216H6ZM64 217V218H63ZM61 219H60V217H59V221H58V223L59 224H57V221L55 222V223H53V225H55V227H57V225H59L60 226V228H61V225H63V222H65V220H67V219H65V217L66 216H63ZM82 217H83V215H82ZM88 217V214L86 215V218ZM88 217V218H89ZM94 217V216H93ZM92 217V218H93ZM99 217V216H98ZM107 217V216H106ZM113 217H111L112 219H113ZM117 217H119V216H117ZM117 217H115V218H117ZM203 217V216H202ZM2 218V217H1ZM102 218V216H100V219ZM108 218H110V217H108ZM190 218V217H189ZM3 219H5V217H3ZM99 219V218H98ZM100 219L98 220V221H100ZM192 219H193V221H194V218L192 217ZM86 220L87 219H85L84 221H85V223H86ZM93 220H94V218H93ZM95 220H96V218H95ZM94 220V221H95ZM104 220V219H103ZM106 220V219H105ZM111 220V219H110ZM199 220V219H198ZM200 220V221H201ZM220 220V219H219ZM225 220H226V218H225ZM225 220H224V222H225ZM97 221V220H96ZM98 221H97V223H98ZM189 221V220H188ZM190 221H192V220H190ZM196 221H197V219H196ZM200 221H198V222H200ZM214 221H215V219H214ZM223 221V220H222ZM67 222H68V220H67ZM88 222H91V219L89 218L88 219ZM87 222V223H88ZM101 222V221H100ZM122 222V223H121ZM197 222V223H198ZM211 222V221H210ZM216 222H219V221H216ZM223 222V224L225 225L224 226V229H223V231H222V234H224V233H226L225 231H226V229H227V227H226V225L227 224H225ZM69 223V222H68ZM196 223V222H195ZM213 223V222H212ZM215 223V222H214ZM228 223V222H227ZM90 224H93V222H91ZM95 224H96V222H95ZM100 224H102V223H100ZM99 224V225H100ZM104 224H105V222H104ZM220 224V223H219ZM219 224H216V225H219ZM233 224V223H232ZM239 224V223H238ZM240 224H241V222H240ZM239 224V225H240ZM98 225V224H97ZM98 225V226H99ZM106 225H107V223H106ZM121 225L123 226V225H127L126 227H128V226H131V227H133V228H135V231H133V233L131 234V235H128L126 232H124V233H126V234H122V229H121ZM175 225H177V228H175V230L176 229H178L179 228V232H180V235H186L187 237L185 238V240L184 241H182V243L180 244V246H178L177 245V242L175 241L176 240V238L174 237V239H173V236H176V235H174V226ZM211 226H212V224H210ZM209 225V226H210ZM215 225V224H214ZM213 225V226H214ZM59 226H58V230H60L59 229ZM83 226V225H82ZM101 226H104V225H100V227ZM222 226V225H221ZM232 225H230V227H231ZM242 226V225H241ZM241 226H237V224H236V229L237 230H239L240 228H242ZM86 227H87V224H86ZM86 227H85V225H84V228H85V230H86ZM91 227H93V226H88L87 228V230H88V233H89V236H90V234H92V230H93V228H91ZM100 227H98V228H100ZM215 227V226H214ZM218 227V226H217ZM217 227H216V229H217ZM226 227V228H225ZM82 230H84V228H82V227H80ZM101 228H103V227H101ZM210 228H212V227H210ZM209 228V229H210ZM219 228V227H218ZM222 228V227H221ZM38 229H39V227H38ZM43 230H44V227L42 228ZM89 229H91V230H89ZM194 229V230H193ZM215 229V230H216ZM247 229V228H246ZM6 230V229H5ZM41 230V229H40ZM55 230V231H54ZM82 230H80V234H81V231ZM126 230V229H125ZM211 230V229H210ZM241 230V229H240ZM37 231V230H36ZM52 231H54V232H56V228H53L52 227ZM79 231V230H78ZM94 231H96V230H93V232ZM177 232H178V230H176ZM212 231V230H211ZM210 231V232H211ZM234 231H235V234H238V232L234 229ZM38 232V231H37ZM84 231H82V233H83ZM96 232H98V230L96 231ZM102 232V231H101ZM129 232H131V231H129ZM181 232H183V234H181ZM213 232V231H212ZM221 231H216V232H214V236H216L215 234H218L219 235V233H220ZM230 231H228V233H229ZM237 232V233H236ZM245 232V231H244ZM45 233V232H44ZM53 233V232H52ZM85 233V232H84ZM83 233V235H85ZM207 233H209V232H207ZM33 234H36L35 232L33 233ZM33 234H31V235H33ZM38 234H40V232L38 233ZM101 234V233H100ZM99 234V236H103V235H100ZM175 234H176V232H175ZM222 234L221 235H219V238H220V236H221V238L223 239H225L226 237H229V238H231L232 236H233V233H229L228 235H227V233H226V236L224 235V236H222ZM232 236H231V235ZM243 234V233H242ZM241 234V235H242ZM43 235V234H42ZM87 235V234H86ZM85 235V236H86ZM179 235V234H178ZM184 235V236H185ZM217 235V236H218ZM22 236V235H21ZM84 236V237H85ZM210 236H211V233H210ZM210 236H208V237H210ZM210 237L211 239H214L215 238V240L218 238V237ZM58 237V236H57ZM81 237H82V235H81ZM84 237H82V238H84ZM92 238H93V235L91 236ZM91 237H88L89 239L91 238ZM163 237H166V238H169L168 239V242H170V249L169 250H167L168 248H166V247H168L166 244H164V245H166L165 246V248H166V250H165V248H162L163 246H160L162 249H164L163 251V253H158L159 252V246L157 247V245L156 244H154L156 247H157V251L155 250V249H153L151 246L150 247H148V246H145V244L148 242L149 243V240H150V242L151 241H155V242H157V243H159V242H162L164 239H163ZM179 238H180V236H178ZM26 238V237H25ZM43 238V237H42ZM59 238V237H58ZM81 238V239H82ZM88 238H85V239H83V240H86L87 242L89 241V240H87ZM91 238V239H92ZM179 238H177V239H179ZM182 238H184V237H182L181 236V240H183ZM209 238V239H210ZM233 238H235V237H233ZM232 238V239H233ZM34 239V238H33ZM35 239H36V237H35ZM38 239V238H37ZM36 239V240H37ZM41 239V238H40ZM81 239H80V241H81ZM221 239V240H222ZM228 238H226L225 240H227ZM36 240H35V242H36ZM44 240V239H43ZM47 240V239H46ZM127 240H130L131 242L133 241H135L136 243H134V248L133 247H131V249L130 248H126V249H123V251H126V252H124V253H122V254H120V257H118V259L117 260H115V261H112V256L113 255H116V251L115 252H113V250H115V249H117L116 247H118V246H123L124 245V247H125V244H126V241ZM180 240V239H179ZM25 241V240H24ZM40 241V240H39ZM213 240H211L210 242H212ZM217 241V240H216ZM229 241V240H228ZM37 242H38V240H37ZM41 242V241H40ZM38 242L39 244H43V242ZM77 242V241H76ZM128 242V241H127ZM168 242H165V243H167L168 244ZM215 242V241H214ZM230 242H231V240H230ZM232 242H234V240L232 241ZM242 242V241H241ZM27 243H29V241L28 242H26V244ZM33 243V242H32ZM31 243V244H32ZM147 243V244H148ZM207 243V244H206ZM21 245H22V242L20 243ZM24 244V243H23ZM129 243H127V245H128ZM143 244V245H142ZM163 244V243H162ZM179 244V243H178ZM211 244V243H210ZM213 244V243H212ZM211 244V245H212ZM233 244V243H232ZM21 245H19L20 247H21ZM41 245H39V246H41ZM44 245V244H43ZM131 244H129V246H130ZM135 245H137V246H139L137 249H135L137 246H135ZM141 245V246H140ZM153 245V244H152ZM226 245V244H225ZM230 245L231 244H229V247H230ZM235 244H233V246H234ZM17 246V245H16ZM23 246V245H22ZM25 246V245H24ZM28 246V245H27ZM26 246V247H27ZM35 246V245H34ZM37 246V245H36ZM76 246H78V245H76ZM75 246V247H76ZM128 246V247H129ZM155 246H154V248H155ZM228 246V245H227ZM43 247H45V246H43ZM215 247V246H214ZM22 248V247H21ZM20 248V249H21ZM24 248V247H23ZM119 248H121V247H119ZM209 248V250H207ZM223 248V247H222ZM227 248V247H226ZM16 249V248H15ZM232 249V246H231V248H227V250H229L230 252H232V253H234V256H232V257H236L235 255V250L233 251V250H231ZM236 249H238V247L236 248ZM241 249V248H240ZM72 250V249H71ZM121 250H122V248H121ZM223 250H225V249H223ZM222 249H221V251H223ZM227 250H225L226 251V253H227ZM28 251V250H27ZM152 251H154V252H152ZM212 251H214V250H212ZM220 251V252H221ZM224 251V252H225ZM236 251H238V250H236ZM62 252V251H61ZM72 251H68V252H66V253H68V254H70ZM22 253V252H21ZM66 253L64 254V256L66 255ZM186 253V252H185ZM216 253V252H215ZM182 254V253H181ZM214 254V253H213ZM228 254V253H227ZM185 255H187V254H185ZM207 255H210V254H207ZM226 255V254H225ZM233 255V254H232ZM116 256H118V254L116 255ZM61 257V256H60ZM60 257H58V258H60ZM207 257V256H206ZM208 257H210V256H208ZM216 257V256H215ZM229 257L230 258H232L230 255H229ZM43 258V257H42ZM62 258V257H61ZM64 258V257H63ZM149 258V259H148ZM185 258V257H184ZM222 258V257H221ZM18 259V258H17ZM46 259V258H45ZM146 259H148V261H146ZM191 259V258H190ZM204 259V258H203ZM237 259V258H236ZM235 259V260H236ZM16 260V259H15ZM44 260V259H43ZM42 259H41V261H43ZM51 260H53V259H51ZM50 259H47V262L44 260V262L46 263V264H50L49 263V261L50 262H52ZM55 260V259H54ZM54 260H53V262H54ZM134 260V261H133ZM138 260V259H137ZM182 260H183V258H182ZM184 260H186V259H184ZM187 260H189V259H187ZM196 260V263H198V264H200L199 262H197V259H195ZM195 260H193L194 261V264H195ZM230 260V259H229ZM240 260V259H239ZM56 261H57V259H56ZM201 261H202V259H201ZM204 261V260H203ZM227 261V260H226ZM32 262V260L29 262V263H31ZM44 262H41V263H43L44 264ZM138 262V261H137ZM139 262V264H141ZM186 262V264H187V261H185ZM237 262V261H236ZM179 264H181V262L179 261L178 262ZM177 263V264H178ZM190 263H191V261H190ZM209 263V262H208ZM222 263H224L223 261H222ZM227 262H225V264H226ZM231 263V262H230ZM233 263V262H232ZM244 263H246V262H244ZM55 264V263H54ZM144 264V263H143ZM193 264V263H192ZM216 264V263H215ZM229 264V263H228Z\"/></svg>", "mask_w": 264, "mask_h": 264}]
</instances>
